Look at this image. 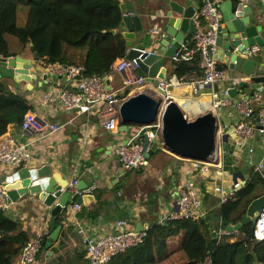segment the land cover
Returning a JSON list of instances; mask_svg holds the SVG:
<instances>
[{
    "label": "crops",
    "instance_id": "0c3cea01",
    "mask_svg": "<svg viewBox=\"0 0 264 264\" xmlns=\"http://www.w3.org/2000/svg\"><path fill=\"white\" fill-rule=\"evenodd\" d=\"M228 1L233 3L234 9L242 1L244 4L252 2V0H221L219 8L222 14L228 12L226 5ZM135 2L144 30L137 34L134 48H132L135 54L132 60L137 62V74H145L140 67V60H144L150 54L155 53V48L158 47L154 43L155 48L154 46H144L145 41L150 34L155 39L156 31L159 30L158 27L164 19L165 12L162 10L161 0H135ZM192 36L188 44L192 41ZM255 49L257 51L256 59L258 60L257 68L260 69L264 65V53L259 48ZM174 59L175 57L166 58L165 65L166 73L170 79L175 80L179 76L175 73ZM218 61L229 77L246 75L236 69L226 67L222 59H218ZM185 72L184 75L202 74L201 68H190ZM35 73H38L36 68ZM39 75L41 77L30 84L22 85V88L24 89L26 85V88L30 90V92H27V97L33 103L34 111H36L39 118L49 123H58L62 128L60 131L53 133L36 131L25 133L22 131L21 125L10 127L9 131L20 141L28 143L32 152L30 161L17 167L27 165L41 167L44 164H50L52 169L61 173L67 181H70L74 176L77 177L79 179L78 188L81 190H89L91 186H94L93 189L83 195H92L94 198L88 199L87 202L83 200L76 214L72 212L73 201H68L64 207L67 212L60 224L62 229L59 237L53 241L50 248L41 252L37 264H87L85 243L82 241L80 233L77 232L79 226H84L88 235L101 234L111 231L118 220L126 219L135 230H142L156 224L158 215L161 212L175 210L176 191L184 181L194 178L200 190L206 192V178L191 170L188 159L179 157L158 146H153L154 151L159 150L151 154L146 166L128 173L124 172L115 150L119 144L130 139L137 142L139 136H141L137 135L139 125H131L127 132H111L104 129L98 117L94 114L90 116L86 114L78 115L77 110H66L56 103L43 108L40 106L42 93L59 88L72 90L74 89V83L66 77L50 75L45 80L43 74ZM106 79L109 81L108 85L114 91L125 86L124 75L117 70H112L106 76ZM128 89L126 90V96L136 92L133 87L130 90ZM213 91V87H206L200 95L195 96L188 85L171 88L173 99L183 106L186 115L191 118L209 111ZM251 91L252 88L249 86L240 89L239 94L242 92L248 95ZM255 94L261 97L259 101L253 100L255 108L258 110L261 104L264 103V91ZM222 115H224V120L230 124L237 122L239 118L237 113L230 108L222 109ZM252 119L255 120V116ZM13 128L14 130H12ZM85 132L90 135L89 142L84 139ZM227 144H229L226 153L228 155L227 169L225 172H216L213 168L212 174L219 176V178L214 177L213 181L215 183L223 184L226 189H232L235 183H242L244 180H249L253 174L257 175L253 164L264 160V136L257 133L240 147L236 146L233 143V138L230 137ZM11 168L14 167L0 166V178L2 175L9 173ZM76 168L77 171H75ZM206 193H209L213 198L208 204L204 203L207 214L211 209L210 207L221 209L223 204L221 203V196L213 191ZM58 201L57 198L49 205L45 200H40L36 196H23L15 201L6 213L11 216L12 220L18 221L22 228L33 237L44 222L45 210L49 211V208ZM97 210V215L92 216V212L96 213ZM40 213L41 215H39ZM49 230L51 232L53 230L51 225H49ZM180 247L181 241L177 249H170L169 243L168 254L170 253V255L166 260L170 259L171 264L186 261L184 252L179 250Z\"/></svg>",
    "mask_w": 264,
    "mask_h": 264
},
{
    "label": "built area",
    "instance_id": "2783aa9c",
    "mask_svg": "<svg viewBox=\"0 0 264 264\" xmlns=\"http://www.w3.org/2000/svg\"><path fill=\"white\" fill-rule=\"evenodd\" d=\"M200 1L203 4L199 9L195 10L193 15L195 25V32L191 39L193 46L191 48L188 47V44L184 46L175 59L191 60L198 54L202 74L184 75L175 80L160 79L158 77L148 80L147 74H137V62L126 56L116 60L112 66V70L123 73L125 79L124 88L114 91L108 89L106 76L85 75V68L82 65L55 63L44 70L39 69L37 66L34 67L38 74L66 77L74 83V89L72 90L59 88L42 93L41 107L45 108L50 104L56 103L66 110H77L78 115L86 114L90 116L94 114L98 117L104 129L111 132H118L120 129V106L124 100L123 93L130 87L136 89L135 93L146 91L154 97L161 98L162 103H168L173 99L171 88L175 86L188 85L191 87L192 93L197 96L201 94L204 88L218 85L219 92L213 91L209 109L218 118L217 150L214 157L210 158V161L188 160L190 161L191 170L206 178L205 191H213L219 194L222 198L221 203H224L241 185L240 182L235 183L231 192L224 196L226 192L224 185L213 181L214 177L219 178L218 175L212 174L213 168H215L216 172H225L227 169L226 153L228 151L223 145L224 136L228 134L229 138L232 137L233 143L238 147L245 144L247 140L253 138L257 133L264 136V103L256 110L254 101L261 99L259 95L255 94L248 97L242 92L239 94L238 91L237 97H231L230 92L232 89L238 88L241 81L249 80L250 76L229 77L226 71L219 67L217 41L221 27V11L219 8L221 0ZM250 54L257 55L256 49L250 50ZM31 72H35V70L32 69ZM259 72L264 75V65L259 69ZM154 80L157 82L155 83ZM224 108L233 109L239 116L238 121L233 124L225 121L224 115H222V109ZM253 116H255V120L252 119ZM188 118L193 119L191 117ZM61 128L62 126L58 123L53 124L42 120L34 110L28 111L21 123V129L25 133L32 131L53 133L60 131ZM162 129L163 124L160 115L154 123L139 126L137 135L146 136L150 141L151 145L147 150H144L141 142H136L134 139L118 145L115 153L124 172L141 169L146 166L148 163L146 154L149 149H153V146L165 148ZM85 135L84 139L89 142L90 135L86 132ZM31 158L32 152L28 143L20 141L10 131L0 137V166L17 167L27 163ZM253 168L255 173L260 174L264 179V160L253 164ZM75 171H77V168ZM78 184L79 179L74 176L68 181L67 186L62 188L63 193H70L73 201V214H76L81 206L77 199L94 188V186H91L89 190H81L78 188ZM206 192L200 190L194 178L184 181L176 191L175 210L165 213L161 212L162 214L158 215L157 223L165 225L173 220H199L206 217L207 209L204 205ZM14 203L15 201L9 197L4 185L0 183V210L9 211ZM54 206L49 207L52 209ZM51 218V213L48 211L40 231L24 245L17 261L13 264H37L43 248V242L51 234L49 230ZM79 233L85 243L87 264H106L114 256L140 246L148 236L146 229L135 230L126 219L118 220L111 231L106 233L88 235L86 230H79ZM227 233V231H223L220 228H213L215 241L219 242L221 235ZM254 236L257 241L264 240V207L255 221ZM233 241L236 240L234 239Z\"/></svg>",
    "mask_w": 264,
    "mask_h": 264
},
{
    "label": "trees",
    "instance_id": "16d2710c",
    "mask_svg": "<svg viewBox=\"0 0 264 264\" xmlns=\"http://www.w3.org/2000/svg\"><path fill=\"white\" fill-rule=\"evenodd\" d=\"M123 15L120 0H0V56L18 54L8 50L5 36L8 33L24 49L29 48L32 55L37 52L36 65L43 70L55 63H72L82 65L85 75L105 77L112 71L115 61L126 57L131 48L119 28ZM192 46L191 41L188 47ZM174 63L179 77L184 76L187 69L201 68L198 54L191 60L174 59ZM219 67L223 66L219 64ZM24 84L26 82L17 83L9 77H0V137L10 127L20 126L25 114L34 110L27 97L30 90L26 85L23 89ZM227 143H223L226 151L229 149ZM263 193L264 180L253 174L243 187L228 197L221 209L210 207L206 217L199 220H173L165 225H151L140 246L114 256L106 264H159L170 254V240L180 235L179 250L186 256V261L180 264H264V240L255 239V221H249L239 231H227L229 225L244 218L250 202ZM212 199L206 193L204 203L208 204ZM6 212L0 210V264H13L34 236ZM66 212L64 209L56 217L57 225L62 223ZM97 213L98 210L92 212V216ZM214 227L228 232L221 235L219 242L212 233ZM235 238L238 239L233 241ZM49 239L50 235L45 238L41 252L47 249Z\"/></svg>",
    "mask_w": 264,
    "mask_h": 264
},
{
    "label": "water",
    "instance_id": "95a60500",
    "mask_svg": "<svg viewBox=\"0 0 264 264\" xmlns=\"http://www.w3.org/2000/svg\"><path fill=\"white\" fill-rule=\"evenodd\" d=\"M135 3V0H120V7L124 15L119 28L127 39V44L131 47L130 53L127 55L129 59L135 55L132 48H134L137 34L144 30ZM161 4L162 10L165 12L164 19L158 27L159 30L156 31L155 39L151 34L148 35L146 41L149 42L148 45H145L154 46L157 44L158 47L154 46L155 53L140 60V67L148 75V80H152L154 77L168 80L167 76L158 73L160 65L166 62V58L176 57L182 47L188 44L190 37L195 32L193 15L203 2L200 0H161ZM226 5L228 12H224V14L221 12L217 57L219 60H223L226 67L250 76L249 80L241 81L238 88L232 89L231 97L234 98L240 89L249 86L252 91L247 96L251 97L256 92L264 91V75L260 74L257 68L256 55L250 54V50L254 48H259L264 53V0H252L249 4H244L242 1L235 9L231 1L226 2ZM37 59V52L33 53L32 58L21 55L0 56V77L6 76L17 83L30 84L40 77L38 73L31 72L37 64ZM49 76L45 74L44 79L46 80ZM154 82L157 81L154 80ZM107 83L109 84V81ZM213 88L219 92L218 85H214ZM108 89H111V86L108 85ZM159 115L162 119V134L167 150L185 159L210 161V158L214 157L218 147V118L213 112H204L189 119L183 106L176 100L172 99L168 103H162L161 98L154 97L146 91L124 97L120 106L121 125L119 130L127 132L131 125L152 124ZM140 138L137 142L140 141ZM228 139L229 135L226 134L224 141H228ZM140 142H142L144 150H147L151 145L146 136H143ZM158 150L149 149L146 154L147 158ZM0 182L13 201H17L23 196L32 195L40 200H45L50 205L57 198L59 199L51 210L50 225L53 230L50 239L46 242V248H50L53 241L58 239L62 229L61 225L56 224V217L72 199L70 193L62 192V188L68 184L67 179H64L61 173L54 171L50 164H44L41 167L27 165L11 168L9 173L2 175ZM245 183L244 180L239 188L243 187ZM230 192V188L226 189L224 196ZM93 198L92 195H86L79 197L77 202L81 204L83 200L87 202L88 199ZM263 207L264 193L250 202L244 218L236 224L229 225L227 231H239L249 221H256ZM145 229L147 230L148 227Z\"/></svg>",
    "mask_w": 264,
    "mask_h": 264
},
{
    "label": "rangeland",
    "instance_id": "374dc122",
    "mask_svg": "<svg viewBox=\"0 0 264 264\" xmlns=\"http://www.w3.org/2000/svg\"><path fill=\"white\" fill-rule=\"evenodd\" d=\"M5 36H6V39H7V42H8V50H10L11 52H16V53H18L19 55H21V56H28L27 58H31V56H32V53H31V51H30V49L28 48V49H24L23 48V46L17 41V39L16 38H14V37H12L11 35H9L8 33H6L5 34ZM17 54V55H18ZM11 57H13V56H11ZM15 57V56H14ZM33 70H35V67H33ZM8 81V80H7ZM9 81H11V80H9ZM10 85L11 86H14L13 84H11L10 83ZM42 86V85H41ZM131 88V87H130ZM130 88L128 89V90H130ZM125 96H126V94H125ZM139 127V126H138ZM41 210V209H40ZM51 208H49V212L51 213ZM46 211V213H45V216L48 214V211L47 210H45ZM41 213H42V210H41ZM41 213L39 214V215H41ZM43 226V224L41 225V227ZM41 227H40V229H41ZM40 229L38 230V232L40 231ZM85 229V227L83 226H79V228L77 229V232H79V230H83V231H85L84 230ZM223 231H225V230H223ZM79 234V233H78ZM181 239H182V236L180 235V236H178V237H174V238H172L171 240H170V249H177L178 248V245H179V243H180V241H181ZM238 238H235V240H237ZM170 255V254H169ZM177 257H179V256H177ZM172 263V261L170 260V259H165L163 262H161V263H159V264H171ZM181 262H179L178 264H180Z\"/></svg>",
    "mask_w": 264,
    "mask_h": 264
},
{
    "label": "bare ground",
    "instance_id": "6f19581e",
    "mask_svg": "<svg viewBox=\"0 0 264 264\" xmlns=\"http://www.w3.org/2000/svg\"><path fill=\"white\" fill-rule=\"evenodd\" d=\"M158 73L159 74L162 73V74H164V76H167V78L170 79L169 75L166 73V65H165V63H162L160 65Z\"/></svg>",
    "mask_w": 264,
    "mask_h": 264
},
{
    "label": "clouds",
    "instance_id": "9594fccd",
    "mask_svg": "<svg viewBox=\"0 0 264 264\" xmlns=\"http://www.w3.org/2000/svg\"><path fill=\"white\" fill-rule=\"evenodd\" d=\"M13 57H14V56H13ZM123 96H124V97H126V96H125V94H123ZM152 96H153V95H152ZM139 126H141V125H139ZM119 131H120V130H119ZM139 137H141L140 139H142V138H143V136H142V135H141V136H139ZM228 140H229V139H228ZM140 141H141V140H140ZM140 141H138V142H140ZM224 142H228V141H224ZM141 143H142V142H141ZM165 149H166V148H165ZM131 171H132V170H131ZM239 189H240V188H239ZM212 233H213V232H212Z\"/></svg>",
    "mask_w": 264,
    "mask_h": 264
}]
</instances>
